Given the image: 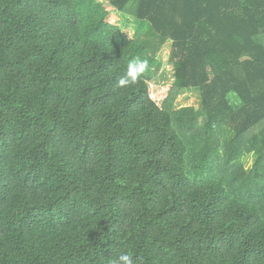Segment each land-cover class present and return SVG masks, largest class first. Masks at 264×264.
Here are the masks:
<instances>
[{
	"label": "trees",
	"instance_id": "obj_1",
	"mask_svg": "<svg viewBox=\"0 0 264 264\" xmlns=\"http://www.w3.org/2000/svg\"><path fill=\"white\" fill-rule=\"evenodd\" d=\"M125 251L264 264V0H0V264Z\"/></svg>",
	"mask_w": 264,
	"mask_h": 264
},
{
	"label": "rangeland",
	"instance_id": "obj_2",
	"mask_svg": "<svg viewBox=\"0 0 264 264\" xmlns=\"http://www.w3.org/2000/svg\"><path fill=\"white\" fill-rule=\"evenodd\" d=\"M102 4H108V0H99ZM118 17L115 18L117 24L122 23V13L118 12ZM114 19V17L112 16ZM124 31L129 37H133L134 30L130 27L123 26ZM172 44L167 43L164 45L161 54L162 64L157 73V79L149 82L151 97L162 104V101L168 96L174 81L173 64L170 62V53ZM176 106H194L197 110H201V99L196 90H188L181 93L176 99ZM253 156L250 160H246V168H250L253 161Z\"/></svg>",
	"mask_w": 264,
	"mask_h": 264
},
{
	"label": "clouds",
	"instance_id": "obj_3",
	"mask_svg": "<svg viewBox=\"0 0 264 264\" xmlns=\"http://www.w3.org/2000/svg\"><path fill=\"white\" fill-rule=\"evenodd\" d=\"M147 63L146 60L140 58H135L131 61L128 73L118 81L119 86H126L129 83H134L137 76L147 70ZM113 264H134L133 257L126 251L121 252L118 257L115 258Z\"/></svg>",
	"mask_w": 264,
	"mask_h": 264
}]
</instances>
